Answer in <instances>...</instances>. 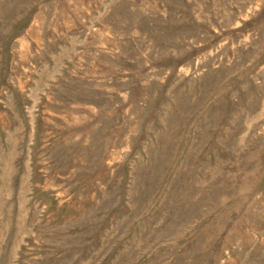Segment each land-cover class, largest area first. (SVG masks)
<instances>
[{"label":"rangeland","instance_id":"1","mask_svg":"<svg viewBox=\"0 0 264 264\" xmlns=\"http://www.w3.org/2000/svg\"><path fill=\"white\" fill-rule=\"evenodd\" d=\"M0 264H264V0H0Z\"/></svg>","mask_w":264,"mask_h":264}]
</instances>
